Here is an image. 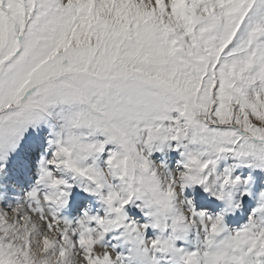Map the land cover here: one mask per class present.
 <instances>
[{"label": "snow or ice", "instance_id": "1", "mask_svg": "<svg viewBox=\"0 0 264 264\" xmlns=\"http://www.w3.org/2000/svg\"><path fill=\"white\" fill-rule=\"evenodd\" d=\"M41 123L54 151L0 207V264H264V191L225 221L252 194L235 169L264 170V0H0V160ZM171 141L182 167L162 176L150 157ZM70 181L103 215H60ZM193 185L223 211L181 203Z\"/></svg>", "mask_w": 264, "mask_h": 264}, {"label": "rangeland", "instance_id": "2", "mask_svg": "<svg viewBox=\"0 0 264 264\" xmlns=\"http://www.w3.org/2000/svg\"><path fill=\"white\" fill-rule=\"evenodd\" d=\"M42 131H47L48 133H51V131H52V128L47 124V123H41L40 125H38V126H36V127H30L29 129H28V131L25 133V135H24V137H23V139L21 140V142H20V144H19V149H20V147L22 146V144H23V142L22 141H24V140H26V139H28L29 137H31V136H37L39 133H41ZM171 143V142H170ZM176 144H177V141H176ZM176 144H174V145H171V147H165L163 150H157V151H154L153 153H152V155H151V157H150V159L154 162V163H156V164H160L161 162H164V163H166L167 164V166H168V169H170L171 168V166H172V164L174 163V161L176 160V155L178 154V152L179 151H182L183 149H178V148H176L175 147V145ZM38 147H41L38 143H34L33 141H31L30 142V144H28L27 145V147H25V143H24V145L22 146V148L19 150H16L15 151V153L12 155V157H10L9 155H8V162H7V166H6V168L5 169H2V170H0V177L1 176H10L9 175V173L8 172H6L8 169H9V164H10V162L12 161V159L14 158V157H16V156H22L23 154H25L28 158H30V156H29V154L32 152L33 154H36L38 151H39V149H37ZM109 147H114V145H110ZM47 148V147H46ZM42 151L39 153V155L40 154H45V152H43V151H45V149L43 148V147H41L40 148ZM48 149H50L52 152L54 151V146L52 147V148H50V147H48ZM38 150V151H37ZM40 158V157H39ZM26 162H30V159H26L25 160ZM40 161V159H38V162ZM228 161H230V164L231 163H233L234 162V160L232 159V158H229V160ZM224 162H226V161H223L222 163H224ZM221 163V164H222ZM221 167H222V165H221ZM244 167H246V166H244ZM178 168V167H177ZM171 170V169H170ZM173 170V169H172ZM6 172V174H3V173H5ZM234 174L235 175H239L238 173H237V170L235 169V172H234ZM11 181H13V178H11V179H7V180H5V182L7 183V185H9L8 183L10 182L11 183ZM15 181H13V183H14ZM0 183H2L1 181H0ZM70 183H73V187L71 188V189H69V192H70V195H69V198H68V200L69 201H71V200H73L74 199V196H79L82 192H84V193H86V194H89V193H91V192H86V191H84V189L79 185V184H76V183H74V182H72V181H70ZM17 185V184H16ZM25 186H29V185H25ZM9 187H11V191H10V193H12V191H13V189H15V188H13V184L11 183L10 185H9ZM244 187H247L246 185H241V186H239V191H237V197H236V200H238L239 202H240V205L241 204H243V203H245V202H247V203H249V204H251V205H253V207L256 205V200H257V197H259V194H257V193H253L254 191L252 190L251 191V193L252 194H254V195H252V196H250V195H247L248 197H244L241 193H242V191H240V190H242V189H244ZM23 188H24V186H23ZM76 188L78 189V190H76ZM1 189L3 190V187L2 186H0V195L2 196V191H1ZM18 191H19V189H17ZM188 190H190V187H187V188H185L184 189V191L186 192V191H188ZM105 192L107 191V189H105L104 190ZM208 193H210V192H208ZM92 194V196L93 197H99V195L98 194H96V193H91ZM83 195V194H82ZM71 197V198H70ZM213 197H215V196H213ZM184 198V197H183ZM186 199V198H185ZM99 202H100V204H102L103 205V207H104V204H103V201L100 199V197H99ZM140 202L139 201H137L136 203H131V204H129V205H127L126 206V211H127V213L129 212L128 210L131 208V207H134V206H137L138 204H139ZM8 208V207H7ZM85 207H83V210H85L84 209ZM197 210H200V209H197ZM80 211L81 210H75L74 211V213H78V214H80ZM235 211H239V209H236ZM62 213V212H61ZM73 213V214H74ZM84 214V213H83ZM75 215H77V214H75ZM251 214L249 213V216H250ZM62 217H67V218H70V214L68 213V214H66V212H63V214L61 215ZM226 217V216H225ZM234 218H236V216L235 215H231V216H229L227 219H225V221L229 224L230 223V221L232 220V219H234ZM246 218V217H245ZM106 239H108V234H106ZM193 237H194V234H193ZM108 242V241H107ZM107 242H103L104 244L106 243L107 244ZM186 242L185 241H178L177 242V244L178 245H183V244H185ZM108 244H109V247H111L112 245H113V243L112 242H108ZM120 248V249H119ZM122 248L121 247H117L116 248V251H120Z\"/></svg>", "mask_w": 264, "mask_h": 264}, {"label": "bare ground", "instance_id": "3", "mask_svg": "<svg viewBox=\"0 0 264 264\" xmlns=\"http://www.w3.org/2000/svg\"><path fill=\"white\" fill-rule=\"evenodd\" d=\"M28 144H30V143H25V147H27ZM21 148H22V146H21ZM40 148L41 147L37 148V149H39V151L37 150L38 152L36 154H33L32 152L29 154L30 159H34V155L37 157V161L36 162L38 164H39L38 159H40L39 158L40 157L39 153L42 151ZM18 149H19V147L16 148L15 151L18 150ZM15 151L12 153V155L15 153ZM12 155L9 154L10 157H12ZM176 158H178L179 160L182 159L180 157V155H178V154L176 155ZM225 164H230V161H226V162L222 163L221 164L222 167ZM177 166L182 167V165L179 162L177 164H174L172 166V169L176 170L175 168ZM236 170H237V173L239 175H243L245 177H248L249 175H251L253 177L252 185L256 188L255 190H253L254 191L253 193L260 194L261 191H264V170H254V169H252L250 167H247V166L246 167L240 166V167L236 168ZM6 172L3 173V174H6ZM11 178H13V181H15L14 183H13V181H11L12 184H13V188H15V189H13L12 193H10V191L12 190L11 187H9V185H7V183L5 182V180H7V179L9 180ZM0 181L2 182V183H0V186L3 187V190L1 189L2 196L0 195V207L7 208V207H9L11 205H15L16 203H19V191L17 189L21 188L20 184L23 183V180L21 178H16V177H11V176H1L0 177ZM31 186L29 185L28 187L31 189ZM25 187H27V186L24 185V188ZM189 187L191 189L193 186H189ZM82 194H84V193L82 192L79 196H77V195L74 196V199L70 201L71 202L70 207L72 205H75V210H81V209H83V205H85L86 208H85L84 212L88 211L92 215H95V214L102 215L101 212H100V205L98 203V200L95 197H93V196H91L89 194L88 195L87 194L86 195H82ZM212 197H213V195H212ZM214 198H216V197H214ZM83 200H84V202H83ZM67 208H68V206H65L62 210L67 209ZM75 214L78 215V213H74V215ZM245 217L246 216H243V217L233 221L232 224L235 227H238V226L242 225L248 219V217H246V218ZM154 234H155V232H151L147 236L151 237ZM116 235L117 234H115V233H108V242L110 240V242L113 243V240H114L115 243H113V244L117 245L118 247H121L122 249L120 251H124L125 248H124V246L122 244V241L116 239L115 238ZM108 242H107V244L105 243L107 246H109Z\"/></svg>", "mask_w": 264, "mask_h": 264}, {"label": "clouds", "instance_id": "4", "mask_svg": "<svg viewBox=\"0 0 264 264\" xmlns=\"http://www.w3.org/2000/svg\"><path fill=\"white\" fill-rule=\"evenodd\" d=\"M156 166H157V168L160 170V174L163 176L164 173H165L164 162H161L160 164H157ZM180 195H181V197H183V190H181ZM184 199H185V198H182V199H181V203H183V200H184ZM49 264H55V259H54V258H50Z\"/></svg>", "mask_w": 264, "mask_h": 264}]
</instances>
